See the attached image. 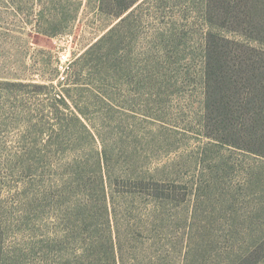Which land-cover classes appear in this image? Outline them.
<instances>
[{
  "label": "rangeland",
  "instance_id": "rangeland-1",
  "mask_svg": "<svg viewBox=\"0 0 264 264\" xmlns=\"http://www.w3.org/2000/svg\"><path fill=\"white\" fill-rule=\"evenodd\" d=\"M77 1L0 0V264H264V156L206 134L198 0L138 2L86 55L119 19Z\"/></svg>",
  "mask_w": 264,
  "mask_h": 264
},
{
  "label": "trees",
  "instance_id": "trees-1",
  "mask_svg": "<svg viewBox=\"0 0 264 264\" xmlns=\"http://www.w3.org/2000/svg\"><path fill=\"white\" fill-rule=\"evenodd\" d=\"M48 1L51 2L49 10L57 13H63L62 11L67 8L65 4L70 5L71 2V0ZM83 1L78 0L77 5L84 4ZM87 1L89 3L90 0ZM144 1L146 0H95L96 9L100 13L119 21L91 44L85 55L93 48L107 43L111 34L121 29L127 22L129 9L138 2L140 3L136 7L141 5ZM155 1L157 9L171 6L170 0ZM197 8L207 27L203 69L204 109L208 121L206 134L221 143L264 156V0H198ZM45 9L43 5L39 7V17H43ZM38 26L35 29H38ZM223 32H231L236 37H227ZM33 86L38 90L45 88L42 84ZM55 101L62 104L68 115L76 120L77 128L88 135L93 145L94 139L89 125L81 118L89 121L86 111L77 106L70 108L62 94L55 98ZM51 109V114L59 117L61 112L59 107L51 105ZM48 142L50 148L60 149L63 145L62 140ZM71 142L77 145V141ZM90 152L98 168L99 198L107 214L109 213L107 199L110 190L112 191L110 187L112 182H106L101 169L103 152L96 151L94 147H90ZM54 192L51 197H61L67 192V188L65 191L57 188ZM139 192L141 193V190ZM135 193L137 192L125 190L115 195L126 198L134 196ZM134 216L139 220L141 215ZM111 248L110 244V252ZM91 261L89 255L88 264L92 263Z\"/></svg>",
  "mask_w": 264,
  "mask_h": 264
},
{
  "label": "built area",
  "instance_id": "built-area-1",
  "mask_svg": "<svg viewBox=\"0 0 264 264\" xmlns=\"http://www.w3.org/2000/svg\"><path fill=\"white\" fill-rule=\"evenodd\" d=\"M69 59L67 58V55L64 53H61L58 55V67L59 69H65L69 63Z\"/></svg>",
  "mask_w": 264,
  "mask_h": 264
}]
</instances>
